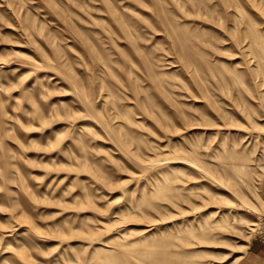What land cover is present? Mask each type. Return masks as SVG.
I'll list each match as a JSON object with an SVG mask.
<instances>
[{
  "label": "rangeland",
  "instance_id": "obj_1",
  "mask_svg": "<svg viewBox=\"0 0 264 264\" xmlns=\"http://www.w3.org/2000/svg\"><path fill=\"white\" fill-rule=\"evenodd\" d=\"M264 243V0H0V264H237Z\"/></svg>",
  "mask_w": 264,
  "mask_h": 264
},
{
  "label": "crops",
  "instance_id": "obj_2",
  "mask_svg": "<svg viewBox=\"0 0 264 264\" xmlns=\"http://www.w3.org/2000/svg\"><path fill=\"white\" fill-rule=\"evenodd\" d=\"M237 264H264V243L260 238L251 241Z\"/></svg>",
  "mask_w": 264,
  "mask_h": 264
}]
</instances>
